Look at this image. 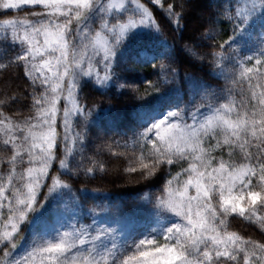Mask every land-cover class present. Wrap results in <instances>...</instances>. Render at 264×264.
<instances>
[{
    "label": "snow or ice",
    "instance_id": "obj_1",
    "mask_svg": "<svg viewBox=\"0 0 264 264\" xmlns=\"http://www.w3.org/2000/svg\"><path fill=\"white\" fill-rule=\"evenodd\" d=\"M200 5L0 0V264H264V0Z\"/></svg>",
    "mask_w": 264,
    "mask_h": 264
},
{
    "label": "trees",
    "instance_id": "obj_2",
    "mask_svg": "<svg viewBox=\"0 0 264 264\" xmlns=\"http://www.w3.org/2000/svg\"><path fill=\"white\" fill-rule=\"evenodd\" d=\"M143 2V0H142ZM173 0H161V3L164 5L166 8L169 3H172ZM208 0H201V7H207ZM150 7H153L155 11L157 12H163V9L160 7V5H154L150 4ZM26 13L25 12H16V11H9L7 15H4L0 13V20L6 19V18H13L16 16L23 17ZM166 18V17H165ZM159 19V17H158ZM198 23L196 20V16L194 15L192 18V22L190 24V29L191 27L195 26V24ZM167 31V29H166ZM190 34L186 33V35ZM226 38V37H225ZM177 56L179 57L182 66L184 67L185 70L192 71L202 77L203 79L208 80L209 82L215 83L214 77L209 75V71L207 68H203L199 65H192L189 63L184 58V54L182 51L177 50ZM144 73L146 74L149 70L146 68L143 70ZM222 83V81H221ZM4 87L3 84H0V89ZM178 87L180 89H184L186 86L181 82L178 85L174 86ZM63 103V102H62ZM133 101L127 100L123 106H122V111L125 113H131L132 112V105ZM116 150V149H114ZM0 155H4V150L0 148ZM59 155V154H58ZM121 163L126 164L127 161H122ZM58 168V164L56 162L53 163V169ZM88 187L92 189H97V190H102L110 194L111 199L114 203L119 204L122 206L123 210L129 213H134L135 209L133 208L132 202L135 199V193L138 190V186L133 188V187H124V186H113L111 183L110 179H97L92 181L91 183L88 184ZM91 201V198H90ZM230 219V231H236L240 235H244L246 238L248 236H251L253 238L259 239V229L257 226L250 224L248 221L244 220L243 217H236L233 219L232 217ZM264 242V241H262ZM22 251V250H21Z\"/></svg>",
    "mask_w": 264,
    "mask_h": 264
}]
</instances>
